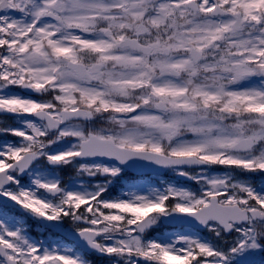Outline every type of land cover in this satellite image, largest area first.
<instances>
[{
  "label": "rangeland",
  "instance_id": "rangeland-1",
  "mask_svg": "<svg viewBox=\"0 0 264 264\" xmlns=\"http://www.w3.org/2000/svg\"><path fill=\"white\" fill-rule=\"evenodd\" d=\"M26 0H7L5 2H3L5 5V9H18L21 6H24ZM135 2H137V0H134ZM247 1V0H245ZM162 2V6H160L161 10L164 11V15H160V16H156L155 18H151L150 16L146 19V23H129V24H125L127 22H117V27H120L121 25H128L131 29L137 31L140 34H148V29H150L152 26L154 25L157 29H159L160 31H163L161 34L165 35L163 38L164 44H158V51L162 52L164 47H170L172 48V50L177 51L180 48H188L192 43H196L198 46H200L201 48L205 49L209 55L211 56H221L222 53L226 54V57L223 58L222 60L224 62H226V64H222V63H213L210 65L209 62H207L204 67L207 68L208 70L203 69L202 71H205V73L207 75H209V73H212V69L218 67V66H227L230 67L232 70H235V74L237 76L238 79V84L237 85H231V87H228L225 91H223L222 89H208L206 87H201V92L205 93V95L208 98H219L224 92L228 93V94H232L231 97H229V99L233 98V101L235 100H239L242 99L244 102H246L248 105H250L252 108L255 109H259L263 104H264V94L263 91L260 90L259 86L256 84H251V83H247L246 85L241 84L242 80H245L247 77L251 76L252 74L256 73L255 71H257L259 69V67L254 68V69H250L249 64H250V60L255 59L256 54H246V55H242L241 52L243 50L246 49H253L259 50V48H261V46L263 45L262 43H264V19H259L260 17L257 16V13L255 12V9L253 7V5L251 6V8L246 7L244 9V17H245V21H247V19L249 20V23H246L243 26V29L241 31H234L232 30V27L230 26V24L227 23V21H224V23H221V19H218L217 22L212 23V31L210 32L209 35H211L214 40L212 41V43H210L207 40V36L204 34H199L198 36H192V38H190V41H187V36L185 37H178V35H172L174 34L176 31L180 32L182 30V28L184 26L181 25H176L175 20L173 19V17L180 15H184L186 13V6H185V2L186 0H152V4L156 5L158 3ZM253 3V0H249V5H251ZM41 8V7H40ZM235 8V7H234ZM22 9V8H21ZM63 9V8H62ZM60 10L61 12L63 10ZM41 10V9H40ZM1 13V12H0ZM70 16L71 20H74L70 14H68ZM153 17V16H152ZM0 18L1 20H4V17L1 16L0 14ZM77 19H80V17H78ZM153 19V20H151ZM81 22L86 23L88 25L90 24H94L91 23L90 21H83L81 20ZM254 23L255 27L254 28H250L248 27L249 24ZM1 25V23H0ZM115 26V24H113ZM45 27H48L47 25H43L42 28L44 29ZM206 26L203 28L205 29ZM260 30V31H259ZM172 31H174V33H172ZM256 31H259L261 33L258 34L256 33ZM177 34V33H176ZM230 38L232 39V41H230ZM102 41H104V39H101ZM218 41H221V44H218ZM236 44V47L231 48L232 44ZM262 44V45H261ZM219 53V54H218ZM176 57L173 60L172 64L169 65H174L177 68H183L186 64H187V60L185 59L184 63H181L180 58H178L175 61ZM165 63H167L166 59ZM242 63V64H240ZM264 65V60L261 62ZM237 65V67H236ZM263 70V68H262ZM252 71V73H250ZM103 72L96 74L94 77V81H99V77L102 75ZM213 76H216V74H211ZM222 76V74H220ZM147 80V77L144 79V81ZM138 83V82H135ZM62 86L67 89L65 95L61 96L60 98L57 97L58 102L62 103V105L65 104L66 100H62V99H71L72 96H75L77 91H81L83 93V90L86 91L85 93L91 97H95L99 95V92H95V89L90 88L91 91L88 90L89 86H79L77 84V82H73L71 83L69 80L62 82ZM103 88H105V86H103ZM124 89L121 90L122 93H125L123 91ZM89 99L91 101H94L93 99H91L89 97ZM98 99L101 101V105L105 106V97L104 96H100L98 97ZM226 102L227 104L230 103V101ZM117 106V103L114 102ZM237 103V102H236ZM25 106L29 107V104H31L30 100H25L24 103ZM45 106H54L55 102L53 100H46L44 102ZM240 105V104H238ZM187 107V106H185ZM182 110H178L177 108H171L168 110L167 113H163L160 114V116H152L150 118H146L147 115H144V113H140L139 114V118L141 120H144L146 122L148 121H155L157 119H159V117H161V120L165 123H167L168 125L174 127L176 129V134L172 135L171 138V143H170V149H171V153L172 154H180V153H192L195 151H200L204 148V146L206 145V142L209 140V137H199V139H192V140H188V139H184V137H186V134H182L180 135V129L183 128L186 125V121L190 122L192 121V119L194 118V114L191 113L190 109H186L185 113L181 114ZM105 120V119H104ZM215 120L212 121V123ZM254 121V120H252ZM261 121V126L257 131L253 132V136L259 141V152L257 154H252L249 156L244 157L245 160H241L244 163L249 162L250 157H252V159L254 160L255 158H257L258 156H260V154H262V157H259V161H260V165L263 166L264 168V119L260 120ZM26 122H30V120H27ZM7 130H10V133H14V135H17L16 137H19V139H23L24 140V149H26L25 144L28 146H31L32 144L36 143L35 139H31L32 136L29 134L27 135L25 133V129L22 127H18V126H11L8 125ZM83 130V128H81ZM246 129H248L247 127L244 126H237V128L234 130V132H232V134H235L237 137H241L244 135ZM101 132L105 133L107 130H103V129H99ZM78 132H80V130H78ZM121 134V131L120 133ZM168 136H166L167 139ZM122 139H124L125 141L129 142L132 145L135 146H142L145 148H155L157 150L160 151H164L163 147V143H164V137L160 134H158L157 132L147 128L146 130L144 129H136V130H128L127 133L123 134L121 136ZM151 140V143H149V141ZM167 141V140H166ZM225 140H221L218 139V144H222ZM42 141H39L35 146L40 145ZM75 143L77 142H72V146L70 145V149L71 152L75 150ZM58 146L61 145V140H58L57 142ZM34 147V146H33ZM172 147V148H171ZM69 147L66 148H61V147H57L55 148L51 153V154H56V156L58 157H62L63 154H65L67 152V150ZM47 155H49V153H46ZM3 166H0V168H2ZM208 175V172H201V174L199 175L200 177L206 176ZM225 176H222L220 174H215V175H211L210 179H209V183L208 185H204L203 187H201V189L205 192V193H214L216 191H225L227 189V187H225ZM52 179H48V178H42V176H40L39 178L36 179V182L38 184H44L47 181H51ZM54 181H51V183ZM241 182V181H240ZM243 186L250 188L249 185H245L243 184ZM173 194L175 195V198L171 201L172 204H175V207L180 208V209H186V210H190V209H195V207L201 205L202 203H204L207 200V197L202 195L199 197L194 196L193 194L190 195L188 190H184V189H180L178 188L176 185H174L173 187ZM80 195L83 198H88L91 195H94V193H90L87 191H83L80 192ZM134 198L139 197V198H143V200H139V199H134L132 198L131 200L128 201V203H130L131 205H133L135 207V212L133 213V215H130L128 217H124L122 214H116L114 216H110V213H108L105 217H102L100 215H93L91 214L92 211L89 212V210L84 209L81 211H77L78 208L80 207V203L78 202V204H76L75 208H73V210H71L67 215L68 219H74L76 218V216L78 214H86L87 216L92 215L93 216V220L95 222L98 223V226L100 227V223L106 218V220L104 221L103 224H101V227L97 230H102L106 233H111L117 237H119V239H125V241L129 242L130 244H133V240H131L132 237H130V234H135L134 230L135 229L133 227V222L137 223L138 220L140 219L141 215H145V211L147 209H150L151 207H153L154 205H157V203H154V201L152 200V198L148 197L146 195L145 192H140L138 190H135L134 192ZM27 198L33 202V205L37 204L41 209H43L44 212L52 215L53 217H55L57 220L62 221L64 219V217L58 215L57 213L54 212V209H56L57 206L60 205V203H55L52 204L51 201L49 200H44L43 196L37 193H32L31 195H27ZM238 197H235V195H231L229 201H239L240 199H237ZM65 199L67 200L68 198L65 197ZM243 201H254L252 199H257V202L259 203V205L264 206V191L261 192H256V191H249V193H244V195L241 198ZM136 200V202L134 203V201ZM77 203V202H76ZM154 203V204H153ZM152 204V205H151ZM102 210V208H101ZM97 211V210H95ZM98 212V211H97ZM54 213V214H53ZM137 221V222H136ZM127 223V225L125 224ZM134 223V224H135ZM264 226V225H263ZM7 231L9 233H13L14 230H16V226L11 224V222L9 221V223L7 224V226H5ZM120 228H123L122 230H120ZM246 230L242 231V234H245ZM106 238V237H105ZM137 244L140 245V240H136ZM152 242V240H151ZM238 243L239 244V248L241 249L239 251V254L237 256V258L242 261L244 259H249L252 256V253L254 250H251V248L253 246L250 245V243L246 242L244 238H237L233 241V244ZM13 244L20 246V250L24 253V262L26 264H28L30 262V257H29V252L30 251H34V246L35 244H33V241H30L28 244L25 242H21V241H13ZM221 248H223L222 250L215 251L213 252L212 250H210L209 254L211 253H215L216 256V260H214V262H212V264H218L221 262V256L224 255V251L226 250V244L222 243ZM229 252H232V248L228 249ZM120 251V250H119ZM59 252L61 254H63L64 256L72 259L73 258V254L64 249L63 247L59 248ZM52 253V252H50ZM45 253L40 252V253H34L33 256H36L40 261L43 260V256ZM122 254H116L113 255L111 254L108 250H107V256L109 257H113L116 261H112L113 264H123L121 263V259H123V257H121ZM169 256L171 257L172 260L177 259L180 260L181 258L179 256H176L173 254V252L169 253ZM147 263V261H146ZM44 264H58L57 261L53 260V261H49L45 260ZM73 264H77L75 261L73 262Z\"/></svg>",
  "mask_w": 264,
  "mask_h": 264
}]
</instances>
